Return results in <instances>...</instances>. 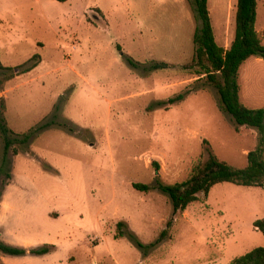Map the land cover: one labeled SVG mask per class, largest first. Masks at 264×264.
Segmentation results:
<instances>
[{
    "label": "rangeland",
    "instance_id": "obj_1",
    "mask_svg": "<svg viewBox=\"0 0 264 264\" xmlns=\"http://www.w3.org/2000/svg\"><path fill=\"white\" fill-rule=\"evenodd\" d=\"M236 3L208 0L224 49ZM196 26L184 0H0V59L14 75L0 97L9 129L30 135L4 165L11 209L0 240L59 246L26 264H91L93 252L101 264H229L264 246L253 226L264 219V190L220 184L174 214L157 187L185 181L207 150L243 169L257 147L256 131L235 132L211 87L168 104L195 84L188 67ZM255 30L264 44V0ZM157 62L170 68L151 71ZM238 83L241 103L264 110V59L247 60Z\"/></svg>",
    "mask_w": 264,
    "mask_h": 264
},
{
    "label": "trees",
    "instance_id": "obj_2",
    "mask_svg": "<svg viewBox=\"0 0 264 264\" xmlns=\"http://www.w3.org/2000/svg\"><path fill=\"white\" fill-rule=\"evenodd\" d=\"M65 3L67 0H54ZM193 12L197 23L192 44V64L188 67L192 76L196 78L195 84L190 89L178 94L168 100L169 105H175L185 100L193 92L202 87L215 89L218 96L220 109L230 116L234 131L239 132L241 128H249L256 131L257 147L250 151L246 157V166L243 169L232 167L226 162L220 161L210 150H207L208 158L205 162L195 164L188 178L173 185H163L157 180L158 189L169 196L172 203L173 213H182L188 206L198 201L199 195H208L212 188L220 184H231L243 188H259L264 190V110L250 109L240 101V86L238 83L239 70L242 65L252 57L264 59V44L255 30L257 18V0H237L235 13L234 39L228 49L220 47L214 37L211 25L208 0H184ZM40 59L34 55L31 60ZM129 64L133 63L129 60ZM34 66L28 68L31 71ZM170 65L165 62H157L150 66L151 71H162L169 69ZM187 69V67H185ZM2 65L0 59V95L6 91V86L14 80L13 74ZM7 112L6 100L0 97V203L3 188L9 186L12 176L4 169L9 153L17 156L28 144L30 135H17L9 129L6 123ZM30 132V131H29ZM204 144H208L204 141ZM137 191H145L147 188L134 184ZM171 223L168 222L167 227ZM123 223L116 225V239L122 238ZM254 228L264 236V219L253 223ZM167 230L163 231L166 235ZM136 243V242H135ZM141 246L139 243H136ZM150 244L148 247H153ZM56 251V247L44 244L37 248L25 249L13 247L0 240V264L1 257H43ZM229 264H264V246L258 247L247 254L235 258Z\"/></svg>",
    "mask_w": 264,
    "mask_h": 264
},
{
    "label": "crops",
    "instance_id": "obj_3",
    "mask_svg": "<svg viewBox=\"0 0 264 264\" xmlns=\"http://www.w3.org/2000/svg\"><path fill=\"white\" fill-rule=\"evenodd\" d=\"M9 200L6 199V196H3V198L1 199V203H0V237H1V232H2V226H1V222L4 220V216L6 214V212L11 209V204L10 202H8ZM50 245H53V244H50ZM56 245V246H55ZM54 246L56 247V251L52 254H49L48 256H43V257H37V258H45V259H49V257H51L52 255H54L57 251H58V245L55 244ZM79 247V244H76L74 249H77L76 247ZM28 247V246H27ZM32 248V247H31ZM25 249H30V248H25ZM93 249V248H92ZM94 251V250H92ZM108 257H111L110 255H107ZM30 257H33V256H25L24 258L26 260H20L22 258H19V257H1V261H3L2 263L3 264H26V262L24 261H32V260H29L28 258ZM108 257H103V260L104 258H108ZM90 263L91 264H101L102 260L100 258H98L96 255H95V252H93L92 254V257L90 258ZM38 261V260H37ZM39 264H42L41 262H39ZM58 264H63V263H58Z\"/></svg>",
    "mask_w": 264,
    "mask_h": 264
}]
</instances>
